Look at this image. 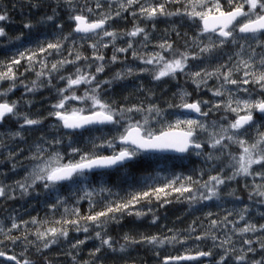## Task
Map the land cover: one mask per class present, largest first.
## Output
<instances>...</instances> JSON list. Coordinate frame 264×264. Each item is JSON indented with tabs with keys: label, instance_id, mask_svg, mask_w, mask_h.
Masks as SVG:
<instances>
[{
	"label": "snow or ice",
	"instance_id": "6c2138e0",
	"mask_svg": "<svg viewBox=\"0 0 264 264\" xmlns=\"http://www.w3.org/2000/svg\"><path fill=\"white\" fill-rule=\"evenodd\" d=\"M78 3L79 0H56L53 14L43 16L39 21L40 24L54 21L57 9L63 7L73 22L71 31L65 33L64 26L57 22L54 26L60 31L52 38L17 48L9 59L0 60V83L11 82L6 90L0 91V97H3L0 99V125L6 118L16 120L19 130L8 135L12 139H23L22 130L42 126L45 119L52 118L55 121L52 129L56 133L41 135L35 151L27 157L32 161L31 166L26 169L22 180L15 182L22 196L40 195L38 188L43 189L46 197L54 196V199L45 200L52 217L46 215L42 220L32 217L30 221L19 223L13 217L7 230L0 225V234L3 235L0 244L5 241L12 245L22 243L24 251L20 255L23 256L29 245L43 252L59 243L61 238L67 241L70 231L87 234L94 227L97 229L94 236L86 235L70 244L71 249L78 250L75 255L68 253L73 264H78L79 249L89 239L99 241L90 252L93 260L105 248L113 253H126L129 246L139 244L151 246L155 251L165 245L175 247L194 239L198 242L210 240L211 246L203 250L197 244L200 250L194 254L191 248H186L184 254L165 256L163 264L181 261L205 264L201 258H208L206 264H264V223L257 225L246 220L251 203L264 205V0H107L108 10L98 13L97 10L103 7L101 0H95V9L89 5V0H84L80 7ZM169 4L180 7L169 9ZM39 6V3L33 4V7ZM85 12L98 18L90 19ZM124 12L147 21H155L158 17H186L196 30L193 35L184 33L182 48L165 38L149 52L144 49L151 43L150 35L135 20L128 31L109 30V21L121 17ZM8 19L6 12H0V22ZM23 27L31 31L35 25L26 22ZM152 27L155 29V23ZM176 35L181 38L179 31ZM5 36L4 27H0V37ZM22 36L15 39L19 41ZM139 36L142 40L134 39ZM124 37L129 38L127 47L117 46L116 41ZM87 41H91L88 43L92 49L91 57L81 51ZM69 44L71 46H67ZM110 46L113 48L112 63L118 62L117 53L131 50L132 60L139 61V65H128L110 79L101 80L100 74L106 67L102 49ZM65 50L67 56L63 55ZM49 57L58 58L49 60ZM22 61L26 62L24 72L18 75ZM80 61L84 64L81 65ZM68 65H72L74 71L65 74ZM93 67L94 72L90 71ZM26 72L35 73L36 79L30 86L20 80ZM143 75H148L154 82L177 80L183 76L195 85L197 93L206 89L211 95L208 99L199 95L192 99L193 94L181 88L167 102V108H163L155 102L154 93L141 82L138 91L146 96L139 103L117 104L115 100L105 98V85L111 87L118 81ZM54 79L63 81L64 86L54 84ZM18 80L26 93H34L43 87L55 89L57 98L51 103L47 117L32 118L19 111V101L7 99L8 94L16 89ZM210 80H215V85L209 86ZM82 86L83 92L80 93ZM25 103L31 106V101ZM218 114L219 119H215ZM173 116L174 119L170 118ZM103 126H111L115 135L91 138V149L88 150L79 146L78 135L84 131H101ZM65 138L68 143L62 150ZM0 147H4L2 139ZM160 153L202 158L209 173L208 179H202L205 168L200 169L197 176L177 172L161 175V170H156L155 175L149 174L138 185L129 183L124 196L103 184L91 186L89 174L99 178L108 175L107 170L117 173L123 170L131 177L130 169L170 159L156 155ZM19 154L10 152V159L15 160ZM12 167L15 171L16 164L13 163ZM217 168L219 170L212 174ZM249 179L254 182L250 188ZM241 180L248 189L250 204L243 206L238 220L229 221L232 211L221 219H210L214 213L208 212L205 215L209 221L208 230L195 236L192 235L197 231L193 226L195 221L189 225L188 235L184 237L173 229H168L172 235L140 234L138 238L126 232L121 238L123 243H119L108 233V226L120 223L124 215L140 219L152 214L151 223L156 224L160 217L151 207L147 210L138 207L142 203L151 205L156 201L160 208H164L172 203L169 197L175 196L177 201L196 208L209 201H219L224 187ZM257 180L261 183H255ZM65 185H71L74 194L82 193L76 196L71 206L67 198L60 195ZM5 195L6 186H0V197ZM96 195L102 196L100 202L94 199ZM228 196L241 200L235 189L229 191ZM9 198L15 199V196ZM82 200L89 204L86 215L81 214L79 207ZM99 203L103 206L93 211ZM61 208L60 218H54ZM261 216L264 217V212ZM241 221L245 222L244 226L237 227ZM29 223L36 226L34 230L26 227ZM22 227V235H12ZM249 233L260 235L253 239ZM29 236H34L35 240H29ZM234 236L243 237L239 248ZM258 253L259 259L256 258ZM159 254L156 251V255ZM0 257L14 264H32L28 259L21 261L2 250ZM84 264H93V261H84Z\"/></svg>",
	"mask_w": 264,
	"mask_h": 264
},
{
	"label": "rangeland",
	"instance_id": "374dc122",
	"mask_svg": "<svg viewBox=\"0 0 264 264\" xmlns=\"http://www.w3.org/2000/svg\"><path fill=\"white\" fill-rule=\"evenodd\" d=\"M38 1V2H37ZM102 2V9L97 10V13L99 11H107L108 5L107 0H101ZM156 2H159V0H156ZM39 3V7H33V4ZM84 0H79L78 7L83 6ZM43 5V6H42ZM89 5L95 9V0H89ZM28 8L29 11L34 12L36 16L34 18H28L30 22L35 25V27L28 33V38L24 44L25 46L33 45L37 40L45 39L46 35H51L58 31L54 25L55 23L62 24L63 31L65 33L71 31L73 27V22L68 19V14L65 8L60 7L57 9L58 15L55 17L54 21L47 22L45 24H40L39 21L41 17L46 15H52V9L56 7V0H25L24 5L22 6V9L24 7ZM10 6L3 3V1H0V12H6L9 9ZM136 8H139V5H135ZM177 7H180V5L177 4H169V9H175ZM64 9V10H63ZM115 11V6L113 7V12ZM26 13L27 11H23ZM85 15L89 16L90 19H96L98 18L96 15H90L87 12H85ZM137 23L141 27H145L146 31L150 35L151 43L148 45L145 51H153L155 50L153 46L162 39L170 38L172 41L175 42V44L179 47H183L184 45V33H188V35H193L195 32V26L191 21H189L186 17H171V18H165V17H158L155 21H147L141 19L139 16L133 17L130 12H124L121 17H117L111 21H109V30H115L118 33L122 31H128L133 27L134 24ZM155 23L156 27L153 29L152 25ZM198 23V21H197ZM2 24V25H1ZM4 23L0 22V27H4ZM174 29V30H173ZM179 31L181 34V38H178L176 35V32ZM167 33V36L165 35ZM107 39V38H106ZM128 37H124L123 39H118L116 41L117 46H124L127 47V40ZM135 40L139 41L142 40V36H139L137 38H134ZM91 41H87L83 44L81 47V51L91 57L92 55V49L88 47V43ZM67 46H71L70 44ZM78 47H80L79 43L77 44ZM138 46V45H135ZM5 47V46H4ZM3 47V48H4ZM16 47V46H15ZM2 49V48H0ZM16 50V49H15ZM15 50L13 53H15ZM102 51L105 54V71L100 74V79H110L117 71H120L124 69L128 65H139V61H133L131 57V50H129L128 53H117V56L119 57V60L117 63L111 62V56L113 54V48L110 46L107 49H102ZM227 51V50H226ZM259 51V49H258ZM64 56H67V50L63 53ZM58 57H49V60L57 59ZM224 59H227L225 56ZM2 60V59H1ZM6 60V58L4 59ZM95 63V62H93ZM199 63V62H197ZM26 64V62L22 61V66H19V73L24 72L23 65ZM80 64L83 65L84 61H80ZM50 66V65H49ZM142 67V65H140ZM74 71V67L72 65H68L65 69V74L68 72ZM90 71H95V68L93 67L90 69ZM33 79H36L34 72H26L23 76H20V80H23L25 84L31 85V81ZM143 83V85L149 89L151 92H159L162 96L167 95L166 99H168V102L173 99V94L178 93V91L182 88L189 92H191L192 99H195L197 95L201 96L204 99L210 98V93L207 92V90H202L199 93L195 91V85L191 83L190 80L186 81L183 76H179L177 80H171L166 79L163 82H154L151 80V78L148 75H143L140 77H130L127 80L124 81H118L115 84H113L111 87L108 85H105L104 88L107 89L104 92V96L109 101L115 100L117 104H133V103H139L140 101L145 99L146 94L142 93L143 95L141 97H138L137 99L133 100H118L114 97V90H120V91H126L125 96H131L133 91L137 93H141L138 91V86ZM10 81H4L3 83H0V91L6 90L9 85ZM47 83L46 81L44 82ZM54 84H57L58 86L62 87L64 86L63 81H58L57 79L53 80ZM215 80L209 81V86L215 85ZM83 92V86L80 89V93ZM241 95H244L241 93ZM56 94L54 88H48L43 87L40 90L34 92V93H26L25 88L22 84H20V81H17V87L14 91L10 92L8 94L7 99L9 101H19V111L22 113H27L32 118H42L47 117L48 112L50 111V105L51 103H54L56 101ZM0 99H3V97H0ZM129 99V98H128ZM25 101H31V106ZM75 103V102H73ZM163 108H167L166 106ZM171 111V110H169ZM222 114V113H221ZM218 114L215 119H219ZM229 115H231L229 113ZM174 119L175 117H170ZM22 122V121H21ZM55 123V121L52 120V118H48L44 120V124L42 126H37L34 129H24L23 131V139L17 138L12 139L8 133L15 132L19 130V123L9 118L8 121H5L3 125H0V139L3 140L4 147H0V186H6V195L3 197H0V225H3L5 227V230L7 228H10L12 223V218L14 217L16 221L19 223L21 221H30L32 217H36L37 214H40L44 211H47L50 213L48 207L45 204L46 199H54L55 197H46L43 194V189L38 188V191L41 193L40 195H36L35 193H32L29 196H22L19 189L16 187L15 182L18 180H22L24 175L26 174V169H28L32 161L27 159V157L30 155L31 152L35 151V146L40 143V137L41 135L47 134L49 136H53L56 133L52 129V125ZM63 131V130H61ZM112 135H115V131L112 129L111 126H103V129L101 131H84L82 135H78L76 139L79 141V146L84 149L88 150L91 149V138H98V137H107L110 138ZM99 139H97V143H99ZM67 138H65L64 145L61 146V149H66L67 146ZM210 151V149H209ZM233 151H238V149L233 148ZM15 154L16 152H19L20 154L15 157V160L10 159L9 153ZM186 159H197L201 162H204V160L200 157H197L195 155L188 156L186 155ZM199 162V161H198ZM13 163H16V170L14 171L12 168ZM205 163V162H204ZM219 169H215L212 171V174H215L216 171ZM103 179V180H102ZM107 176H102L99 178L93 177L91 174H89V181L91 182L92 187H98L99 185L103 184L107 187L112 188L110 184L107 182ZM95 183V184H94ZM253 180H248L249 188L253 184ZM255 183H261V181L257 180ZM232 189L236 190V194L241 197V200L237 201L234 199V197H229L228 192ZM31 191V190H30ZM60 195L67 198L69 205L75 203L76 196L82 195V193H73L72 186L71 185H65L61 191ZM10 196H15V199L9 198ZM98 196L102 197L101 195H96L94 199L96 200L99 198ZM19 198V199H18ZM258 199V198H254ZM31 200V201H30ZM36 201V203H35ZM87 203V200H82L80 203ZM250 204L249 197H248V189L245 188L244 182L241 180L239 183L233 181L231 183L230 187H224L221 192V199L219 201H209L206 202L204 205H198L196 208L191 207L188 203L184 202L181 207H183V210L179 209V212L172 211V215L176 216L177 220L182 219V214L185 215L189 221V223L186 224V228L178 233L181 237L187 236L188 232L186 231L190 224H193V221L196 222L193 226L197 229L196 232L192 233L193 236L200 234L202 232H205L208 230L209 221L205 219V215L208 212L214 213L210 219H221L223 216L227 214L228 211H232L233 215L229 216V221H235L239 219V212L243 208L244 205ZM35 207V208H34ZM147 210V209H145ZM59 211H63L61 208ZM38 212V213H37ZM261 212H264V205H259L257 203H251V210L248 213L246 220H248L251 223H256L257 225L264 223V217L261 216ZM61 213V212H59ZM158 216L164 217L166 213L164 211L157 212ZM53 215L52 213H50ZM202 215V216H199ZM147 217L150 220L151 218ZM157 221L159 222L161 218ZM124 219H122L123 221ZM121 221V222H122ZM201 221L204 222V225L207 227L202 226ZM191 222V223H190ZM244 221H241L237 227H243ZM199 224V225H198ZM113 225L110 224L108 226V230ZM198 225V226H197ZM231 224L228 225L229 228H231ZM29 229H33L36 227L34 225H31L30 223L26 226ZM97 229L94 227L91 229V231L87 234L80 232L76 233L75 231L69 232V238L67 241H65L63 238L60 239L59 243L53 245L48 250H45L43 252L38 251L36 247H32L31 245L28 246L27 252H25L24 256H27L28 254H32L35 256H38L39 254L45 255L44 258H47L50 264H73V261L71 257L68 255L69 252H71L73 255L76 254L78 251L77 249H71L70 244L74 243L77 238L84 239L86 235L88 236H94V232ZM21 231H24V228L22 227L18 231H13L12 235L17 236ZM177 233V232H176ZM173 233L169 232L166 235H172ZM249 236H252L254 239L255 236H259L260 233H256L255 236L253 234L249 233ZM3 239V235L0 234V240ZM234 241L236 242V246L239 248L242 246V240L243 237L234 236ZM29 240H35L34 236H29ZM116 241V240H115ZM197 244H200L201 246L210 247L211 241H195L194 239H189L187 241V244L181 245L177 244L175 247L165 245L164 248H160L157 250H153L151 246L143 245L140 249H132V247H129V251L126 253H113L109 251L107 248L103 249L101 253L98 254L97 258L93 260V257L90 256V252L99 245V241L95 239H89L84 245H82L79 249V255L77 256L78 264H84V261H93V264H116V263H122L125 260H128L130 257H134L137 259V261H143V258L138 257L139 255L142 256V254L145 256L144 251L150 253L148 264H163V259L165 256L169 255H180L184 254L186 248H191L193 250V253L195 251H198L196 247ZM207 244V245H206ZM210 244V245H209ZM1 248H4L6 251H9L11 253H18L24 251V245L22 243H18L16 245H12L9 241H5L3 244H0ZM66 248V249H65ZM173 248H180L178 252H175L173 254L170 253V251H173ZM63 249V250H62ZM18 251V252H17ZM156 251H159V256L156 255ZM260 254H257V259H259ZM42 258V259H44ZM41 259V258H40ZM208 259V258H207ZM207 259H201V261H204L205 264L207 262ZM0 264H7L4 261L0 260ZM178 264H201L200 261H189L186 263H179Z\"/></svg>",
	"mask_w": 264,
	"mask_h": 264
},
{
	"label": "trees",
	"instance_id": "16d2710c",
	"mask_svg": "<svg viewBox=\"0 0 264 264\" xmlns=\"http://www.w3.org/2000/svg\"><path fill=\"white\" fill-rule=\"evenodd\" d=\"M0 1H3L4 4L10 6L9 9L6 11L9 19L2 22L4 23L3 25L7 33V36L0 37V48L2 46V49H0V60L1 59L4 60L5 58L9 59L11 55L14 54L13 53L14 50L9 51V52L6 51V47L10 43H13L18 48L24 47V44L28 38V33H30V30L25 29L23 27V24L26 22H30L29 19L34 18L36 14L34 12L29 11L30 9L28 10L27 6L22 9V6L24 5L25 0H0ZM23 11H27V12L24 13ZM21 34H23L22 39L17 41L15 37ZM53 36H54L53 34L48 35V36L46 35L45 39L52 38ZM3 46L5 47L3 48ZM126 93L127 92L125 90L120 91V90L115 89L114 96H112L111 94V97H114L118 100L127 101V100L137 99L138 97H141L143 95L142 93H137L133 91L132 95L129 97V96H125ZM166 96L167 95L162 96L159 92H154L155 102L158 103L161 107H165L166 103L168 102V99H166ZM8 120L9 118L5 119V121H8ZM161 157H169L170 159L161 160L157 164L141 165L137 169H130L129 171L132 173L131 177H129L128 173H126L123 170H121V172L119 173L115 172V170H109L108 171L109 174L106 175L107 182L110 184V186H112V190L114 193H118L120 196H124L127 194L129 190V183L138 185L139 183L143 181L144 177L148 176L149 174L155 175L156 170H161V175H166L172 172H177V173H183L185 175L192 174L194 176H197L199 170L202 168H205V163L197 159H190V158L186 159L185 157H176V156H161ZM208 174L209 173L207 169L205 168V174L202 177V179L207 180ZM98 197L99 198H97L96 201L100 202L102 200V197L100 196ZM169 199L172 200V203L167 204L164 208H160L159 205L156 203V201H153L151 205L144 204V203H142L141 205H138V207L143 208V209H147L151 207L154 210L156 215H158L157 212H161V211H164L166 213L164 217L159 216L162 218L156 224H152L149 218L147 221L146 216L143 218L137 219L135 216L124 215L123 217L124 220L118 224L113 223V225L108 230V233L113 237L114 240L116 241L119 240V243H123V240L121 238L126 232L133 236H136L137 238L140 236V234H146V235L157 234V235L163 236L169 233L168 229H173V231L177 233L182 232L186 228L185 223H189L187 217L182 214L181 216L183 218L180 220H177L176 216H173L171 212L172 211L179 212V209L183 210V207L181 206L183 205L184 202L177 201L175 199V196L169 197ZM102 206L103 204L99 203L98 206L95 209H93V211L100 210ZM79 207H80L82 215H86L88 213L89 204L83 202L79 204ZM59 212H62V211H58L55 213L56 219L60 218ZM46 215L48 217L49 216L52 217V215L47 211L37 214L36 217L42 220L46 217ZM125 216H127V218ZM151 216L152 214L148 215V217L150 218ZM199 216H202V215H199ZM125 219L127 220L125 221ZM202 226L207 227L206 225H204V222L202 223ZM124 229L126 230L124 231ZM23 232L24 231H21L19 234H17V236L22 235ZM142 246L143 245L138 244V245L129 246V247H132V249L138 250ZM201 248H203V250L208 249V247L206 246H201ZM179 249L180 248H173V251H170V253L173 254L175 252H178ZM144 254L145 256L143 254L142 256L141 255L138 256L140 258H143L142 262L137 261V259L134 257H130L128 258V260H125L119 264H148L150 253L149 251L148 252L144 251ZM30 255L32 254L27 253V256H30ZM33 256L35 257L34 260L38 261L40 264L42 263V261H43L42 264H46V261L48 262V264H50L47 258H44L45 255L39 254L38 256H35V255Z\"/></svg>",
	"mask_w": 264,
	"mask_h": 264
},
{
	"label": "flooded vegetation",
	"instance_id": "af4514ba",
	"mask_svg": "<svg viewBox=\"0 0 264 264\" xmlns=\"http://www.w3.org/2000/svg\"><path fill=\"white\" fill-rule=\"evenodd\" d=\"M0 250L5 251L8 255H15V256H17V258L20 259L21 261H23L24 259H28V260H30L32 262V264H40L38 261L34 260L35 257L33 255H30L29 257H26L24 255L21 256L20 255L21 252H18L17 251L18 253H11V252L6 251L4 248H1V247H0ZM0 260L6 262L7 264H14V262H10V261L4 260L3 257H0ZM42 263H43V261H42Z\"/></svg>",
	"mask_w": 264,
	"mask_h": 264
},
{
	"label": "bare ground",
	"instance_id": "6f19581e",
	"mask_svg": "<svg viewBox=\"0 0 264 264\" xmlns=\"http://www.w3.org/2000/svg\"><path fill=\"white\" fill-rule=\"evenodd\" d=\"M38 2V1H37ZM41 6V5H40ZM43 6V5H42ZM37 8V7H36ZM64 10V9H63ZM11 38H13V37H11ZM4 40H6V39H4ZM4 47V46H3ZM1 48H2V46H1ZM18 47L16 46L15 47V45L13 44V43H10L7 47H6V51L7 52H9V51H12V50H15V49H17ZM5 51V52H6ZM2 54V53H1ZM16 164V163H15ZM13 168V167H12ZM103 180V179H102ZM107 180V179H106ZM95 184V183H94ZM19 199V198H18ZM13 200V199H12ZM31 201V200H30ZM35 203H36V201H35ZM35 208V207H34ZM38 213V212H37ZM59 214V213H58ZM45 217V216H44ZM49 217H51V216H49ZM126 218H127V216H125ZM55 218H56V216H55ZM58 219V218H57ZM124 219V218H123ZM127 219H125V221H126ZM128 220H130V219H128ZM126 229H124V231H125ZM123 231V232H124ZM125 233V232H124ZM118 242H119V240H118ZM66 249V248H65ZM63 250V249H62ZM194 254V253H193ZM201 259H207V258H201Z\"/></svg>",
	"mask_w": 264,
	"mask_h": 264
},
{
	"label": "water",
	"instance_id": "95a60500",
	"mask_svg": "<svg viewBox=\"0 0 264 264\" xmlns=\"http://www.w3.org/2000/svg\"><path fill=\"white\" fill-rule=\"evenodd\" d=\"M194 115V114H193ZM160 154H172V155H180L181 156V154H176V153H160ZM185 155V154H184ZM181 262H186V261H181Z\"/></svg>",
	"mask_w": 264,
	"mask_h": 264
}]
</instances>
